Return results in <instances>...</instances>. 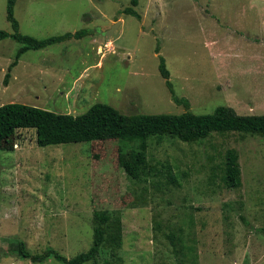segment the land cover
I'll return each instance as SVG.
<instances>
[{"label":"rangeland","instance_id":"rangeland-1","mask_svg":"<svg viewBox=\"0 0 264 264\" xmlns=\"http://www.w3.org/2000/svg\"><path fill=\"white\" fill-rule=\"evenodd\" d=\"M7 4L0 0V31L12 34ZM127 7L141 19L121 13ZM15 17L20 33L37 39L90 32L27 52L8 86L21 44L2 40L0 106L79 116L105 103L127 115L182 114L187 109L172 100L160 74L161 55L193 113L230 106L264 115V0H17ZM119 145L42 148L33 129L1 142L0 264H35L19 257L10 239L33 254L52 248L71 259L87 252L96 210L121 216V245L101 255L115 264H264V138L153 139L148 159L160 172L141 181L120 168ZM230 149L239 153V189L222 180Z\"/></svg>","mask_w":264,"mask_h":264},{"label":"trees","instance_id":"trees-1","mask_svg":"<svg viewBox=\"0 0 264 264\" xmlns=\"http://www.w3.org/2000/svg\"><path fill=\"white\" fill-rule=\"evenodd\" d=\"M17 0H8L7 19L14 32L0 31V42L11 38L21 47L15 60L10 64L4 83L9 85L13 69L20 59L29 51L44 50L52 45L72 39H81L90 30L83 29L76 33L37 39L19 31V22L15 17ZM137 6V0H132ZM121 13L141 19L134 7H127ZM157 53L160 49L157 48ZM159 71L165 80L172 100L187 109L182 114H134L121 113L115 107L97 103L86 113L73 116L59 114L25 104L10 103L0 106V143L11 138L17 131L33 129L36 132V143L46 148L52 145L90 143L94 141L116 140L119 145L118 163L120 168L132 180L141 181L145 176H155L160 172L148 159L150 141L169 137L184 143H197L214 134L240 133L264 138V115H242L233 107L219 106L209 114H195L190 111V102L179 98L170 80L171 74L166 60L159 55ZM131 146L128 149V146ZM171 175V174H170ZM173 183L177 180L170 176ZM224 185L229 189L242 186L239 153L235 149L226 152L223 162ZM94 238L90 249L74 258H67L55 249L49 248L39 254L31 253L26 244L18 239H10L15 251L22 259L32 263L43 264L54 259L62 264H115L112 257L101 258L102 251L112 247L113 254L122 241V223L119 213L108 211L94 212Z\"/></svg>","mask_w":264,"mask_h":264},{"label":"water","instance_id":"water-1","mask_svg":"<svg viewBox=\"0 0 264 264\" xmlns=\"http://www.w3.org/2000/svg\"><path fill=\"white\" fill-rule=\"evenodd\" d=\"M119 23H120V22H119ZM119 23H118V24H119ZM118 24H115V26H114L111 30H109V31L106 33V36H110V35H112Z\"/></svg>","mask_w":264,"mask_h":264},{"label":"crops","instance_id":"crops-1","mask_svg":"<svg viewBox=\"0 0 264 264\" xmlns=\"http://www.w3.org/2000/svg\"><path fill=\"white\" fill-rule=\"evenodd\" d=\"M93 41L96 42L97 40H96V39H93ZM21 61H22V59H20L18 65H17L14 69H16V68L19 66V64L21 63ZM14 69H13V70H14Z\"/></svg>","mask_w":264,"mask_h":264}]
</instances>
